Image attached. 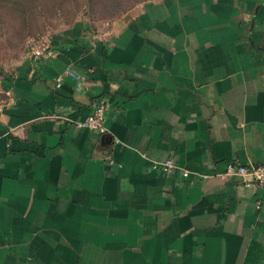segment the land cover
Here are the masks:
<instances>
[{
  "label": "crops",
  "instance_id": "0c3cea01",
  "mask_svg": "<svg viewBox=\"0 0 264 264\" xmlns=\"http://www.w3.org/2000/svg\"><path fill=\"white\" fill-rule=\"evenodd\" d=\"M50 38L0 105V264H264V188L200 177L264 164V0H156ZM100 99L108 132L78 127Z\"/></svg>",
  "mask_w": 264,
  "mask_h": 264
},
{
  "label": "rangeland",
  "instance_id": "374dc122",
  "mask_svg": "<svg viewBox=\"0 0 264 264\" xmlns=\"http://www.w3.org/2000/svg\"><path fill=\"white\" fill-rule=\"evenodd\" d=\"M152 1L156 0H0V105L7 100L9 76L28 55L30 40L54 37L76 23L104 36Z\"/></svg>",
  "mask_w": 264,
  "mask_h": 264
},
{
  "label": "built area",
  "instance_id": "2783aa9c",
  "mask_svg": "<svg viewBox=\"0 0 264 264\" xmlns=\"http://www.w3.org/2000/svg\"><path fill=\"white\" fill-rule=\"evenodd\" d=\"M28 55L34 60L51 59L56 56L54 47L49 37H40L30 40L28 44ZM65 74L72 75L71 71ZM65 74L57 77L56 81L59 86L63 83ZM108 112V105L104 99H100L92 112V114L84 122L77 124L80 128H88L100 133L108 132L106 127V115ZM177 164L170 160L164 163H156L153 165L154 170H161L166 174L172 173L176 170ZM182 175L184 178H190L191 173L183 170ZM203 179H210L212 177L220 178L223 180L231 178H239L246 187L258 186L264 188V164L263 165H239L234 163L227 164L225 171L220 173L208 174L200 176Z\"/></svg>",
  "mask_w": 264,
  "mask_h": 264
}]
</instances>
